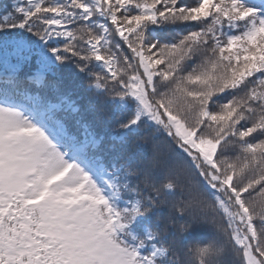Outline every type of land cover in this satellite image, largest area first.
<instances>
[{
    "label": "snow or ice",
    "instance_id": "snow-or-ice-1",
    "mask_svg": "<svg viewBox=\"0 0 264 264\" xmlns=\"http://www.w3.org/2000/svg\"><path fill=\"white\" fill-rule=\"evenodd\" d=\"M0 264H264V0H0Z\"/></svg>",
    "mask_w": 264,
    "mask_h": 264
}]
</instances>
